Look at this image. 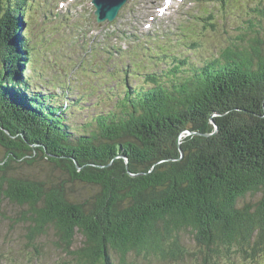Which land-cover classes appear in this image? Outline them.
<instances>
[{"label": "trees", "instance_id": "1", "mask_svg": "<svg viewBox=\"0 0 264 264\" xmlns=\"http://www.w3.org/2000/svg\"><path fill=\"white\" fill-rule=\"evenodd\" d=\"M31 1L0 0V202L20 207L28 241L52 228L64 264H115L113 256L118 264L133 256L183 262L191 252L180 234L189 232L202 264H215L220 247L264 260L262 21L244 23L246 46L229 44L201 62L177 54L151 74L138 71L154 61L117 71L122 49L90 46L108 84L89 86L86 96L110 104L71 128L66 113L75 106L58 107L27 75ZM40 162L60 180L20 171ZM66 184L95 192L77 199ZM247 194L260 198L238 206Z\"/></svg>", "mask_w": 264, "mask_h": 264}, {"label": "rangeland", "instance_id": "2", "mask_svg": "<svg viewBox=\"0 0 264 264\" xmlns=\"http://www.w3.org/2000/svg\"><path fill=\"white\" fill-rule=\"evenodd\" d=\"M257 6L263 12L262 16ZM26 10L31 12L28 22L23 25L30 40L27 69L30 83L33 87H41L42 93L51 94L53 99L58 98V107L75 106L66 113L67 125L71 128L81 127L87 117L102 112L110 104L105 102L101 105L94 99L97 96H86L90 92L89 86L103 91L108 84L99 65L101 63L93 61L95 50H89L90 46H100L101 51L107 52L122 49L121 55H115L114 62L121 64V68H114L117 71L129 65L128 62L137 68L147 60L148 63L154 61L152 65L156 62L158 70H164L177 54L203 61L229 44L246 46L251 35L246 37L248 27L244 23L249 18L261 20L264 27V0H128L114 22L101 24L95 22L91 0H32ZM210 14L212 18L208 19ZM210 23L214 27H210ZM122 32L132 35L122 38ZM89 39L94 41L93 44ZM194 40L199 42V46H191ZM103 56L105 59V53ZM141 69L138 74L158 71L155 65L150 68L142 66ZM130 71L135 72L132 67ZM131 76L132 73L129 74ZM131 80L133 85H137ZM31 90L36 91L34 88ZM36 167L22 166L20 171L53 183L61 178L44 162ZM65 186L66 192L77 199L87 198L95 192V188L87 185ZM259 198L260 194H247L237 203L238 206L254 205ZM20 215V207L0 202V264H64L69 260L62 247L58 246L52 228L36 242L30 243L27 224L17 223ZM180 235L182 243L191 252L183 262L157 258L143 260L141 256L135 260L133 256L129 263L202 264L192 235L189 232H181ZM80 244L81 237L76 236L74 248ZM218 250L214 254L215 264H264L262 258L251 262L235 252L233 247L229 251L222 247ZM112 258L118 264V258Z\"/></svg>", "mask_w": 264, "mask_h": 264}, {"label": "water", "instance_id": "3", "mask_svg": "<svg viewBox=\"0 0 264 264\" xmlns=\"http://www.w3.org/2000/svg\"><path fill=\"white\" fill-rule=\"evenodd\" d=\"M128 0H91L96 23H112Z\"/></svg>", "mask_w": 264, "mask_h": 264}, {"label": "bare ground", "instance_id": "4", "mask_svg": "<svg viewBox=\"0 0 264 264\" xmlns=\"http://www.w3.org/2000/svg\"><path fill=\"white\" fill-rule=\"evenodd\" d=\"M132 27V26H131ZM99 51V50H98ZM38 86V85H37ZM67 125V124H66Z\"/></svg>", "mask_w": 264, "mask_h": 264}]
</instances>
